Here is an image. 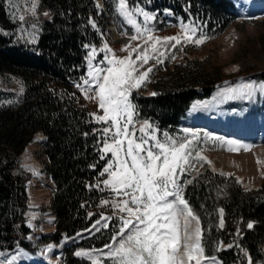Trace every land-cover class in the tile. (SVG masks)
<instances>
[{
  "label": "trees",
  "instance_id": "obj_1",
  "mask_svg": "<svg viewBox=\"0 0 264 264\" xmlns=\"http://www.w3.org/2000/svg\"><path fill=\"white\" fill-rule=\"evenodd\" d=\"M128 1L164 18L182 17L194 25L197 35L208 39L221 34L235 18L230 0ZM40 8L50 17L41 24L37 44L24 45L13 39L14 24L5 0H0V72L19 75L24 85L17 103L0 105L1 250L30 246L25 241L30 232L25 217L29 173L20 156L37 132L47 137L44 151L56 185L57 230L50 240L90 228L103 216L101 203L107 196L103 184L107 173L101 175L109 162L103 151L104 129L83 105L77 87L86 78L92 46L100 42L95 24L103 13L94 0H40ZM220 70L201 66L197 59L176 64L169 76L154 82L155 96L134 95L139 116L160 130H177L191 104L210 96L222 80ZM184 196L200 218L207 256H217L222 264H248L249 257L252 264H264V190L246 189L233 176L206 169L187 184ZM119 228L112 220L65 248L63 264H92L76 256V250L104 247Z\"/></svg>",
  "mask_w": 264,
  "mask_h": 264
},
{
  "label": "rangeland",
  "instance_id": "obj_2",
  "mask_svg": "<svg viewBox=\"0 0 264 264\" xmlns=\"http://www.w3.org/2000/svg\"><path fill=\"white\" fill-rule=\"evenodd\" d=\"M95 1L97 5H99L100 11L103 13V17L99 19L101 20V22H99L98 20L95 24L100 31L101 38L99 44L92 46L89 53L87 59L86 79L89 78L88 73L90 71V58L93 68L97 66L104 68L108 67L105 56H108V58L111 59L112 53L101 51V49H104L105 44H107L108 48L112 49L113 53H115V56L118 58H124L128 56L127 51H121V49L126 45L131 46L129 48V51H131V48H135L137 45L144 46V38H140L137 40L131 39L132 36L137 35L136 27L133 24H130L127 18L119 13V0ZM233 1L235 3V7L233 8V10L236 13L237 17L235 21H233L232 24L227 27V29L218 37L213 39L207 38L205 39L204 43L200 44L199 46H197L195 43H185L183 40L181 44L177 45L175 48L170 46L172 43H175V41L170 42V44L166 47L158 46L159 52L153 53V55L158 56L160 59H162L163 63H157L156 60L152 59L149 60L148 64L144 65V67L140 69V71H144L148 67L153 68L152 72L149 73L148 79L145 84L138 89L131 90L129 99L134 107V94H138V96L153 95V93H155V81L169 76L170 72L174 70L176 64L197 59L199 62H201V66L207 68L210 67V69L213 67L221 69L220 71L222 73L223 79L220 84H224L220 85L219 87L231 86V88L233 89L241 82L246 83L247 85H252V89L254 90V92L253 90L252 92L254 93V95L251 99H247L244 97L240 98L241 100L237 98H234L235 100L231 99L224 106H222L221 109L223 111H228L231 118H237L236 120H243L247 117L253 119H256V117H258V120L264 119V15L242 14V8L244 7L243 3L245 0ZM5 2L9 17L14 24V29L12 32L13 39L15 41L23 43L24 45L34 46L35 44H37L41 31V24L50 17L48 14L45 15V13H47L46 11L41 10L40 0H37L36 2L35 13H32L29 10L31 8V5L27 2V0H5ZM105 3H108L112 7L113 13L109 12V8L107 6L108 4L105 5ZM127 3L130 9L139 7L153 17L151 20L145 22L142 15L133 12L132 18L136 20V23L140 26L141 31H143V29L147 27L152 31V34L154 36H177L181 34L182 24L188 25L190 27L194 26L191 23L182 22L181 19L175 21L172 17H168L167 19H165L163 16H157L155 12L149 11V9L147 10L142 6L132 7V5L129 4L128 0ZM20 15H24L25 19L23 21L19 19ZM165 21L166 25L164 24ZM160 25H162L163 27H161ZM201 35L202 34L197 35L196 32V37H199ZM93 48L96 49V53L94 56L90 57ZM149 51H151L150 46ZM160 52L164 53V55L159 56ZM131 58L135 60V52H133ZM137 63L139 64L140 62L138 61ZM23 88V81L19 75H16L14 73L0 72V105L17 103L19 101L21 93L23 92ZM81 92L83 105L88 108L93 120L98 122L92 114L95 113L96 115L102 116L104 115V112L98 106V100L95 98V89L88 93L89 97H93L92 99L86 98L84 92L82 90ZM243 99L250 101V103L246 102ZM234 107H237L236 113ZM190 114L192 115L191 119L190 115L187 114V118H189L187 122L188 125H186L187 120L183 121L179 130L168 132L160 131L159 128L152 125L147 120L140 119L135 110L133 114V122L136 129V136H141L139 129L144 124V122L147 121L148 124L151 125V128L146 129V131L149 134L154 133L161 141L164 140V133H167L168 136L178 140L184 138L191 139V133L199 134V140L194 141L193 143L195 144L197 150H202L201 154L205 157H207V153L220 152L224 147L227 149V151H229V147L236 148L237 145H250L252 148L254 142H243V140L239 138L232 136L229 137L228 135L222 134L221 132L219 133L217 131L209 130V128L206 126H189L197 125L190 124V122L194 118L193 114ZM98 123L103 124L104 128L111 127L110 121L107 124L104 122ZM185 129H189L191 131L185 132ZM112 131L114 132L115 129L113 128ZM45 141L46 136L41 132L37 133L24 150L25 152H23L20 156L21 165L29 173V177L26 181L29 196V207L25 213L26 224L30 228V232L25 237V241L30 245L29 249L25 248L22 245H18L16 248H14V250H0V254H2L0 255V261H4L7 258L11 259L12 252L15 253V251L18 252L20 250H23L26 251L25 257L33 258L39 256L38 258H41L42 260L49 259L50 264L61 263L63 254L62 241L68 237H63L61 241L49 239L55 231V228L54 230L52 228L50 217L53 215L55 216L56 212L53 207L52 198V189H54L53 182L51 180L50 171L48 169L49 158L44 151ZM228 141H235L237 143L229 145L227 143ZM106 142H112L111 134L107 136ZM150 143L153 142L150 141ZM30 145H32V148L29 150L28 147ZM241 150H243V148H239V150L237 151L229 152H240ZM106 154L110 155V163L113 164L112 170H115L117 166L116 158L110 152ZM193 155H195V152L193 153ZM208 158L209 157H207V160L211 162L210 164L204 161L197 162L196 160H193L194 167L188 168L186 172L179 176L178 182L182 186V194L185 185L191 182L195 177H197L206 169H212L222 174L233 175L235 179L246 188L264 190V177L260 183L249 185L243 179L239 178L234 172H228L223 169L220 170L218 168H215L214 165H212V160ZM108 178L109 174L107 173L106 179ZM31 191H34L38 196V199L36 198L35 201H32ZM106 191L107 196H105L103 201H108V203H101V208L104 210L102 217H108L109 219H103V221L106 224L108 223V221L113 220L115 222V225L119 227L121 226V217L127 218V214L120 212V210L116 207H113V205L116 203H120L125 199H129V197L123 195L118 196L114 191H112L110 187L107 186ZM169 199H171V197ZM44 237H47V239L43 240ZM118 238L120 239V237L117 236V240ZM49 245H51L52 247L50 250H47V247ZM104 249H106V247ZM104 249L83 248L78 249L77 252L83 251L90 253V256L84 257L90 259L92 261V264L93 261H96V264H113V259L108 257L107 252L99 253L98 256H94L95 252L101 250L103 251ZM206 257H208L209 260L205 261L204 263H209L212 262L210 258L214 256ZM215 258L216 263L220 264L218 258Z\"/></svg>",
  "mask_w": 264,
  "mask_h": 264
},
{
  "label": "snow or ice",
  "instance_id": "obj_3",
  "mask_svg": "<svg viewBox=\"0 0 264 264\" xmlns=\"http://www.w3.org/2000/svg\"><path fill=\"white\" fill-rule=\"evenodd\" d=\"M27 2L31 5L29 10L35 13L37 0H27ZM118 11L136 27L137 35L132 36L131 39L144 38V46L137 45L129 51L131 46L126 45L121 51H127L128 56L118 58L105 44L101 51L112 53L111 59L105 56L108 67L93 68L90 58L89 78L83 80V85L77 84L88 99L93 98L89 97L88 93L95 89V98L104 115L95 113L92 115L98 122L106 124L111 122V127L105 128L104 134L105 136L111 134L112 142H106L103 151L112 153L116 158L117 166L112 170L113 164L109 163L104 169L101 175L108 173L109 178L105 179L103 184L110 187L118 196L129 197L113 205L120 212L126 213L127 218L121 217V226L113 237V244L117 246L105 245L109 249L107 255L113 259V264H204L209 258L205 256L202 245L200 220L184 199L182 186L178 182L180 175L188 168L194 167L193 160L211 163L201 154L202 150H197L193 143L199 140V134L191 133V139L178 140L164 133V140L161 141L154 133L149 134L146 131L151 125L145 121L139 129L141 136L137 137L133 122L135 107L130 102L129 96L132 89L140 88L147 81L153 68L148 67L144 71L140 69L148 64L149 60L154 59L157 63H163L162 59L153 55L159 52L158 46L166 47L170 42L175 41L170 45L175 48L182 40L199 46L207 37L204 35L196 37L197 29L183 24L181 34L157 37L147 27L141 31L136 20L132 18L133 12H136L147 22L153 18L149 13L139 7L130 9L127 0H119ZM19 19L23 21L24 15H20ZM133 52L136 53L135 60L131 58ZM95 53L96 49L93 48L90 57ZM163 55L164 53H159V56ZM245 88L251 90L252 85H246ZM190 131L185 129V132ZM227 143L233 145L237 142ZM239 148L247 151L251 146L237 145L236 148L229 147L228 150L237 151ZM102 203L107 204L108 201ZM222 215L223 210H221ZM102 219L109 218L102 217ZM193 221H195L194 227ZM247 226L252 228L253 224L249 223ZM220 227H223V219L220 221ZM117 236L120 237L119 240ZM51 247L49 245L47 250ZM75 254L91 255L83 251ZM15 259L14 256L10 261H0V264H13ZM210 259L212 264H216L215 257ZM93 264H96V261H93ZM248 264H252L250 257Z\"/></svg>",
  "mask_w": 264,
  "mask_h": 264
},
{
  "label": "bare ground",
  "instance_id": "obj_4",
  "mask_svg": "<svg viewBox=\"0 0 264 264\" xmlns=\"http://www.w3.org/2000/svg\"><path fill=\"white\" fill-rule=\"evenodd\" d=\"M243 4L244 7L242 8V14L264 15V0H245ZM246 85V83L241 82L233 89L231 86H218L219 88L217 87L210 99L207 98L208 100L205 99L206 101H197L198 103L196 102L190 108L189 114L192 113L194 117L190 124H197L199 126L203 125L201 127L206 126L209 128V130L221 132L225 135H228L229 137L232 136L244 141H251L252 143L254 142L252 148L247 151L243 149L240 152L232 153L227 151V149L224 147L220 152L207 153V157L212 160V165H214L215 168L220 170L223 169L228 172H234L239 178L243 179L245 182H247V184L250 185L260 183L264 177V119L258 120V117H256V119L247 117L243 120H236L237 118H231L228 111H223L221 109L222 106H224L231 99H240L242 97L251 99L254 95V90L245 88ZM188 120L189 119H187V122ZM31 148L32 145L28 147L29 150ZM31 193L32 201H35L38 196L34 191H31ZM54 218H56V215L50 217L53 230L55 228ZM194 226L195 221H193V227ZM116 246V244H113V247ZM103 252L108 253L109 249L106 248L103 251H97L94 253V256H98L99 253ZM25 255L26 251H15V253L12 252L11 259L14 256L16 257V259L13 261L15 264H50L49 259L42 260L41 258H38L39 256L31 258L25 257ZM11 259L7 258L4 261H10ZM204 264H212V262Z\"/></svg>",
  "mask_w": 264,
  "mask_h": 264
}]
</instances>
